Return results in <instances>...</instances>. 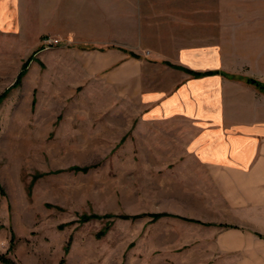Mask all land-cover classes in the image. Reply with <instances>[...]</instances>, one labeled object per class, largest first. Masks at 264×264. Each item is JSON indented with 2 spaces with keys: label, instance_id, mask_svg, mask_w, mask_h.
Instances as JSON below:
<instances>
[{
  "label": "rangeland",
  "instance_id": "1",
  "mask_svg": "<svg viewBox=\"0 0 264 264\" xmlns=\"http://www.w3.org/2000/svg\"><path fill=\"white\" fill-rule=\"evenodd\" d=\"M26 32L0 33V182L12 191L0 253L19 264H233L212 248L210 173L183 149L181 123L142 122L133 104L61 83L64 47L43 43L58 37Z\"/></svg>",
  "mask_w": 264,
  "mask_h": 264
},
{
  "label": "crops",
  "instance_id": "2",
  "mask_svg": "<svg viewBox=\"0 0 264 264\" xmlns=\"http://www.w3.org/2000/svg\"><path fill=\"white\" fill-rule=\"evenodd\" d=\"M31 28L62 41L61 83L181 123L210 173L212 248L264 264V0H0V33Z\"/></svg>",
  "mask_w": 264,
  "mask_h": 264
},
{
  "label": "trees",
  "instance_id": "3",
  "mask_svg": "<svg viewBox=\"0 0 264 264\" xmlns=\"http://www.w3.org/2000/svg\"><path fill=\"white\" fill-rule=\"evenodd\" d=\"M25 68H26V65L24 64L23 66H22V69H21V72L19 73V75H18V77H17V79H16V82L17 83H19L20 82V80H21V78H22V76L24 75V70H25ZM188 73L189 74H191L192 76H200L201 74H199V73H195V72H191V71H188ZM249 83H251V84H253V85H259L257 82H255L254 80H251V79H248L247 80ZM5 93L6 92H4V94H2L1 96H0V101L3 99V97L5 96ZM0 194L1 195H4V193H3V191H2V189H1V187H0ZM99 217V216H98ZM97 216H93V215H91V216H83L82 218H81V220L82 221H87L88 219H92V218H98ZM105 218H107L108 216H104ZM119 218H123V219H125L126 217L125 216H118ZM153 217V220H156V219H158L159 217H160V214H157V215H154V216H152ZM210 226H211V224H210ZM13 244V241H12V238L10 239V246ZM0 264H19L13 257H11L10 255H9V251L8 252H5V253H0Z\"/></svg>",
  "mask_w": 264,
  "mask_h": 264
},
{
  "label": "built area",
  "instance_id": "4",
  "mask_svg": "<svg viewBox=\"0 0 264 264\" xmlns=\"http://www.w3.org/2000/svg\"><path fill=\"white\" fill-rule=\"evenodd\" d=\"M43 43L46 46H56L59 45L61 43V40L58 38H46Z\"/></svg>",
  "mask_w": 264,
  "mask_h": 264
}]
</instances>
